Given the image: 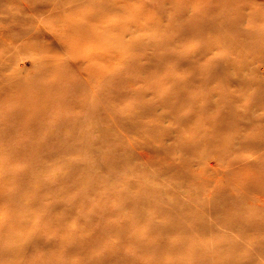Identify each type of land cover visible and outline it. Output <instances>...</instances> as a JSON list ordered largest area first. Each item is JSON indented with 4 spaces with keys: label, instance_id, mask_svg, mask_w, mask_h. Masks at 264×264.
I'll return each mask as SVG.
<instances>
[{
    "label": "rangeland",
    "instance_id": "374dc122",
    "mask_svg": "<svg viewBox=\"0 0 264 264\" xmlns=\"http://www.w3.org/2000/svg\"><path fill=\"white\" fill-rule=\"evenodd\" d=\"M131 1L141 2L145 15L140 12L141 22L121 30V43L130 49L113 61L115 71L120 72L118 88L109 91L105 80H85L78 86L76 81L85 73H67L63 65L64 82L76 87L73 95L79 104L67 110L71 122L60 129L66 134L60 135L54 148H42L46 153L32 171L19 165L25 162L13 160L17 153L31 147L21 141H14L10 147L11 139L4 137V130L0 131V192L6 195L0 194V264H84L78 249L70 257L64 252L75 247L74 239H83L88 233L96 237L101 231L94 226V220H88L98 197L106 199L108 208L123 205L119 216L128 214L124 204L131 199L139 201L138 211L154 203L157 209L168 212L165 224L184 222L190 234L202 235L191 238L186 245L185 249L195 252L193 262L264 264V62L255 65L261 83L252 80L243 88L227 82L229 73L242 76L249 70L242 48L238 55L231 45L239 35L235 26L223 31L229 42L224 47L219 40L209 44L212 36L206 32L185 42L190 31L200 29L198 21L220 19L217 15L204 18L208 6L215 5L216 0ZM253 2L222 0L213 11L226 15L221 22L246 26L249 23L243 17L251 12ZM31 4L25 0H0V78L6 67L7 71L20 72L22 77L36 78L40 75L33 70L35 59L43 63L55 61L45 46L53 39L48 25L56 24L49 22L50 13L35 11ZM176 8L187 13L180 25L188 27L180 26L178 31L175 24L180 14ZM197 14H203L199 16L201 20ZM130 18L125 16L124 20ZM116 19L117 15L113 16L112 20ZM168 21L174 29L164 33L165 26L170 25ZM154 29L158 32L153 33ZM178 35L183 42L179 46L170 40ZM27 41L34 46L24 47ZM157 43L160 50L155 48ZM255 45L264 52V39ZM56 56L66 58L63 52ZM124 60L126 64L120 65ZM199 76L208 82H202ZM241 98L243 102L236 103ZM244 98L256 99L260 108L249 111ZM212 102L220 111L212 118L213 127L206 128L224 131L222 136L231 142L229 148L226 144L213 148L197 142L186 128L188 122H193L192 132L203 133L200 121L205 116L198 109L207 110L205 106L210 107ZM235 110L240 112L242 122L263 116L260 128L252 123L244 130L235 126ZM187 114L190 120L184 122ZM57 120L65 121L60 117ZM38 172L40 176L36 177ZM15 188L21 189V194ZM87 197V204L93 205L91 210L86 205ZM24 199L37 204H22ZM5 211L13 214L23 233L16 229L5 231L6 223L1 220ZM144 213L149 214V208ZM162 222L158 216L151 224L158 226ZM113 233L99 234L96 238L102 241L92 253H112ZM239 234H245V238ZM178 236L169 242H179ZM35 239L49 241V252L40 249L33 255H24ZM133 252L129 248L126 254ZM104 260L112 264L110 258ZM160 263L188 264L183 259H163Z\"/></svg>",
    "mask_w": 264,
    "mask_h": 264
},
{
    "label": "bare ground",
    "instance_id": "6f19581e",
    "mask_svg": "<svg viewBox=\"0 0 264 264\" xmlns=\"http://www.w3.org/2000/svg\"><path fill=\"white\" fill-rule=\"evenodd\" d=\"M25 1H32L31 5L35 11L45 10L47 13H50L51 18L49 22H55L56 25H48L53 39L45 46V50L50 53L49 56H54L55 61L43 63L35 59L32 63L33 70L40 75L36 78L29 75L28 78L22 77L21 73L15 69L7 71V67L3 68L5 73L1 70L0 121L2 122L5 118L6 122H2L4 129L0 126V131L4 130V137L7 138L8 136L11 139L9 140L10 147L13 146L14 141H21L22 145L31 147V149L25 148L23 151L17 153L13 157V160L16 162H25L19 165H24L29 171H32L35 164L38 163L37 161L46 153V150L42 148L44 146L54 148V143L59 139L60 135L66 134L60 132V129L64 124L71 122V117L67 110L69 108L74 109L79 104L74 99L75 95H73L76 87L65 84L64 82L66 72L74 74L81 71L85 73L82 75L81 80L76 81L78 86L85 80L89 81V83L95 80H105L109 84V91L118 88L121 80L117 78V75L120 72L115 71L113 61H116L125 51L130 49V46L121 43L123 41L120 35L122 33L121 30L137 25L141 22L139 17L140 12L143 15L145 14L141 10L143 7L141 2H132L131 0H124L123 2L118 0H48L46 2L41 1L40 3L34 0ZM253 1V4H251V12L246 17H243V20L249 23L245 26L238 22H221L220 19L224 20L226 15L213 11L214 6L222 2V0H216L215 5H212L213 7L208 6L204 18L206 19L213 17L212 15H217L220 19L212 18L208 22L198 21L200 24L198 28L200 29L196 32L190 31L187 34L188 40H185V42L191 41L195 36L206 32V34L212 36L208 38L209 44H212L211 40L214 39L222 42L224 47L229 42H226L227 39L223 37V31L235 26L239 35L235 36L236 39L231 45L232 47H236V53L238 55L242 53L243 56L244 54L246 67L249 70L248 73L242 76L229 73L227 82L230 84H240L243 88L245 86L247 87L252 80L258 85L261 83L258 80V71L255 65L264 62V52L255 48V44L259 40L264 39V2L263 0ZM176 10L180 14L179 20L175 24L176 31H178L181 26L180 23L187 13L183 8H176ZM237 13L240 14L239 11ZM115 15H117V19L113 21L112 18ZM197 15L198 20L202 18L199 16H203V14ZM125 16H130L131 18L124 20ZM168 22L170 25L165 26L164 33L172 32L174 29V26L171 25L172 22ZM181 27L183 29L188 27V25L182 23ZM156 32H158V29H154L153 33ZM170 40L178 46L183 44L179 35L174 40ZM243 43L248 48L244 49ZM25 44L26 46L24 47L34 46V43L29 41ZM240 47L242 48L241 53ZM155 48L161 49L159 43H157ZM57 52H63L66 58L58 59L56 56ZM165 61L168 62L166 58ZM65 64L66 72L64 74L61 72V67ZM119 64H126L125 60ZM198 79H201L200 76ZM201 81L208 82V80L203 79ZM210 81L212 82V80ZM254 88H256V85H254ZM242 98L237 99L236 103L243 102ZM244 99L247 100L245 108H249V111L252 110L253 112V108H260L256 99ZM214 106L215 103L212 102L210 107L205 106L208 108L207 110L204 107L198 109L199 113L205 116L200 121V126L204 129L203 133L192 132L193 122L187 121L190 120L189 114L183 120L189 123L186 128L192 133L191 138L195 141H202L205 145L212 146L213 148L222 147L226 144V148H229L231 142L226 141V137L222 136L224 131L218 128H215L214 131H209L206 128L207 126L213 127L212 118L220 111L216 110ZM235 112L237 113L235 126H239L244 130L252 123L254 126L260 128V121L263 119V116L260 115L256 121L247 120L246 122H242L240 112L236 110ZM57 117L63 118L65 121L57 120ZM194 134L199 136L194 137ZM54 135L56 136L53 137ZM37 147L39 148L35 150ZM184 159L186 160L188 158L186 157ZM35 176H40L39 172ZM9 180L8 178L5 181ZM20 182L23 183L21 180ZM17 185L21 187L20 183H17ZM39 188V192L42 191L41 187ZM247 188L248 190L251 189L248 186ZM15 190L18 194H21V189L15 188ZM33 190L35 191V189ZM4 196H6L5 193H2L1 197ZM84 198H86L85 195ZM0 200L2 199L0 198ZM15 201L17 204H20L18 198ZM96 202V207L93 209L90 208L93 205L87 204L90 203L87 197L86 205L90 208L89 210L92 209L91 213L93 215H90L88 220H94V226L101 228V231L96 237L99 234L106 236L108 232H114V251L106 256L93 254L94 249L99 248L102 239L101 237L96 238L91 233H88L83 239L75 240L73 238V242L76 245L64 252L66 257H70L74 249H78L82 254L81 259L84 260V264H108L104 258H110L112 264H144V262L147 264H161L160 261L163 259L172 262L174 259H183L188 264H208L207 261L201 260L198 262L195 260L193 262L195 252L185 249L191 238L202 235L199 233L190 234L186 224L178 220L173 225L165 224V217L169 213L159 208L157 209L154 203H148L149 206L147 208H142L141 211H138L137 203L139 201L129 199L127 204H124L129 209L128 214L126 216H119V211L123 205L108 208L107 201L104 197H98ZM21 203H28L34 207L37 204V202L30 199L21 200ZM148 208L149 214L144 213ZM158 216L163 218V222L158 226L152 225V220ZM170 217L172 216L170 215ZM1 220L3 223H6L5 231L16 229L23 233L24 229L19 225V222H15L13 214H9L7 211L3 212ZM102 227H106V230H103ZM49 229H53V227H49ZM155 230H157V233H155ZM176 235H179L178 239H176L179 242L174 244L170 243V239ZM19 237L17 238L19 239ZM240 237L245 238V234L240 235ZM66 244L68 246V242ZM49 247V241L35 239V241H32L28 245L27 249L25 248L24 255H33L40 249H46L49 252ZM129 248L133 249L134 252L128 256L126 252ZM196 252L198 253V251ZM205 255V252L202 253L203 258ZM214 261L217 262V260Z\"/></svg>",
    "mask_w": 264,
    "mask_h": 264
}]
</instances>
